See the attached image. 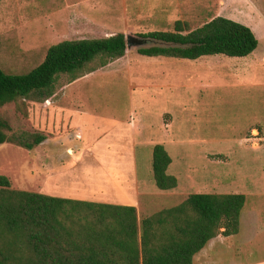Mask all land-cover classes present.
Segmentation results:
<instances>
[{"label": "rangeland", "instance_id": "374dc122", "mask_svg": "<svg viewBox=\"0 0 264 264\" xmlns=\"http://www.w3.org/2000/svg\"><path fill=\"white\" fill-rule=\"evenodd\" d=\"M219 16L253 30L252 54L146 57L137 50L163 45L147 39L104 69L72 82L61 76L54 99L0 107L10 132L46 136L32 150L0 145V175L13 189L38 192L43 161H56L58 180H74L63 195H84L88 186L90 195L104 197L110 187L142 204L139 222L189 194L247 191L252 179L264 178V0H0V67L23 74L63 40L116 33L144 39L172 31L177 20L195 29ZM156 144L171 158L173 191L154 183ZM84 167L95 170L85 184ZM210 254L214 264L264 257H232L230 249Z\"/></svg>", "mask_w": 264, "mask_h": 264}, {"label": "trees", "instance_id": "16d2710c", "mask_svg": "<svg viewBox=\"0 0 264 264\" xmlns=\"http://www.w3.org/2000/svg\"><path fill=\"white\" fill-rule=\"evenodd\" d=\"M140 37L165 45L139 48L140 55L192 61L214 55L246 57L258 47L250 27L221 16L195 29L177 20L172 31ZM126 51V36L116 33L53 44L27 73H7L0 67V107L54 99L61 76L72 82L106 68ZM10 131L0 116V145L32 150L46 139L40 132ZM170 163L164 146L154 145L152 176L159 190L177 187V178L167 173ZM245 202L242 193H193L139 222L134 207L17 190L0 175V264H192L211 239L238 233Z\"/></svg>", "mask_w": 264, "mask_h": 264}, {"label": "crops", "instance_id": "0c3cea01", "mask_svg": "<svg viewBox=\"0 0 264 264\" xmlns=\"http://www.w3.org/2000/svg\"><path fill=\"white\" fill-rule=\"evenodd\" d=\"M262 59L264 61V56H262ZM41 170L42 174L41 179L39 180L38 193L86 204L134 207L136 209L137 219L139 220L140 218L142 204L137 199H131L127 196H116L115 190L111 191L113 189L110 187H108L107 191L105 190V193L108 192V196H92L90 195L91 191L87 185L86 188L84 187L85 190H87L86 192H83L84 195H63V193L68 192L67 189H69L74 183L73 178L66 176L65 178L62 177L61 180H58L59 171L57 163L56 161L52 162L47 158L43 161ZM81 173L83 174L82 178L85 181H83L85 184L88 176H86V174L95 173V170L87 171V168L84 167L81 169ZM256 179L257 177H255L254 180L252 179V184L248 187L252 189L245 187L247 191L242 193L246 196V202L240 215V227L238 233L229 237L219 235L214 239H211L202 250L194 255L192 264H214L210 254L212 250L218 251V253L220 252L221 256L224 249H230L232 251V257H235L234 255L238 256L239 253H246L249 254V256L255 253L259 255L264 254V178ZM61 182L64 183L62 184ZM108 186H111V184H108ZM109 190L111 191V194H113L112 196L110 195ZM231 262V264H264V257L260 256L253 259H246L245 261L232 260Z\"/></svg>", "mask_w": 264, "mask_h": 264}, {"label": "water", "instance_id": "95a60500", "mask_svg": "<svg viewBox=\"0 0 264 264\" xmlns=\"http://www.w3.org/2000/svg\"><path fill=\"white\" fill-rule=\"evenodd\" d=\"M147 39H138L133 36H127L126 37V42H127V47H131L134 45H142L146 42ZM162 46H165L164 44Z\"/></svg>", "mask_w": 264, "mask_h": 264}]
</instances>
